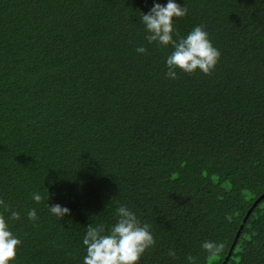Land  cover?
Wrapping results in <instances>:
<instances>
[{"label": "trees", "instance_id": "obj_1", "mask_svg": "<svg viewBox=\"0 0 264 264\" xmlns=\"http://www.w3.org/2000/svg\"><path fill=\"white\" fill-rule=\"evenodd\" d=\"M177 2L188 9L179 34L203 26L220 51L208 75L165 77L172 49L148 44L137 17L153 0H0V198L21 215L13 264H83L86 226L107 229L120 204L156 238L140 264H264V198L243 223L264 193V0ZM47 202L70 213L58 219ZM205 240L222 254L209 258Z\"/></svg>", "mask_w": 264, "mask_h": 264}, {"label": "clouds", "instance_id": "obj_2", "mask_svg": "<svg viewBox=\"0 0 264 264\" xmlns=\"http://www.w3.org/2000/svg\"><path fill=\"white\" fill-rule=\"evenodd\" d=\"M140 12L137 16L143 25L145 40L148 44L155 43L162 47H171V52L164 60L165 77L175 80L178 71L192 74L199 71L208 75L214 70L220 58V51L216 48L208 32L203 26H194L186 35L181 36L175 28V21L187 15V7L177 0H166L159 3L153 0L147 13ZM138 55L147 53L143 45L135 49ZM35 204H40L45 196L39 191L31 194ZM50 197L48 194V201ZM49 213L58 219H63L70 213L69 208L60 204H46ZM7 214V215H5ZM29 222L38 220L37 209L31 208L26 214ZM21 219L20 212L9 207L0 198V264H13L17 257V249L21 240L10 228V221ZM114 220L107 229L99 223L95 227L86 226L82 238L85 255L83 264H140L145 252L156 245L151 226L142 223L137 214L127 205L120 204L115 208ZM209 258L220 256L225 244L212 240H205L200 245ZM167 255L175 257V251L169 249ZM187 264H195L192 256L186 257Z\"/></svg>", "mask_w": 264, "mask_h": 264}, {"label": "water", "instance_id": "obj_3", "mask_svg": "<svg viewBox=\"0 0 264 264\" xmlns=\"http://www.w3.org/2000/svg\"><path fill=\"white\" fill-rule=\"evenodd\" d=\"M262 198H264V193L262 194V195H260L254 202H253V204H252V207L247 211V213L245 214V216H244V218H243V223H245V221H246V219L248 218V216H249V214L251 213V211H252V208L262 199ZM242 227H243V225H241L240 227H239V229H238V231L236 232V234H235V237H234V240H233V243H232V246L230 247V249H229V252H228V256L230 255V253H231V251H232V248H233V246H234V244L236 243V240H237V238H238V236H239V233H240V230L242 229ZM227 256V257H228ZM227 257H226V259H227ZM223 264H224V262H223Z\"/></svg>", "mask_w": 264, "mask_h": 264}]
</instances>
